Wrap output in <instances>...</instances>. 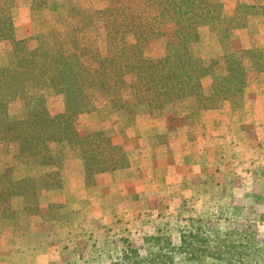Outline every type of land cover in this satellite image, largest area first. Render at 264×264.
<instances>
[{"label": "rangeland", "instance_id": "rangeland-1", "mask_svg": "<svg viewBox=\"0 0 264 264\" xmlns=\"http://www.w3.org/2000/svg\"><path fill=\"white\" fill-rule=\"evenodd\" d=\"M219 1L224 6L221 19L199 25L191 44L195 58L203 62L199 94L166 106L156 116L132 117L102 97L91 111L73 115L70 125L81 135L104 132L113 143L124 145L130 165L106 173L108 177L100 181L106 195L97 191L93 212L95 205L84 198L86 192L77 189L81 182L86 190L96 184L87 183L82 157L64 152L60 166L64 187L40 193L39 214L21 216L17 226L0 224V264H114L122 261V238H131L145 255L149 251L145 237L178 239L182 229L193 225L191 218L204 219L206 233L223 242L202 244L209 252L201 256L179 253L173 264H264V0ZM110 4L109 0H14V36L33 52H39L44 42L65 48L76 43L79 52L98 50L105 55L110 42L109 15L104 11ZM127 40L136 42L133 35ZM167 46V37H155L146 55L164 57ZM11 51V42L1 40L0 65L8 64ZM230 63L243 67L244 74L229 72ZM126 79L132 83L134 76ZM45 94L51 113L64 111V95L53 90ZM8 111L13 119L19 118L26 111L25 100L11 101ZM138 151L144 160L135 159ZM11 165L15 179L51 170L15 161L0 146V168ZM141 168L158 171L163 187L145 208H139V197L125 188L127 179L133 178L138 189L149 187ZM163 174H169L172 188L162 184ZM175 181L190 182V190L184 192L181 182ZM14 204L18 210L20 201Z\"/></svg>", "mask_w": 264, "mask_h": 264}, {"label": "trees", "instance_id": "trees-1", "mask_svg": "<svg viewBox=\"0 0 264 264\" xmlns=\"http://www.w3.org/2000/svg\"><path fill=\"white\" fill-rule=\"evenodd\" d=\"M109 1L104 13L109 15L106 26L110 43L102 55L98 50L79 52L76 43L69 48L61 43L54 47L40 39V51H29L26 43L16 41L14 36V0H0V41L9 40L12 44L8 64L0 65V146L11 152L15 161L22 159L28 166L51 168L41 176L23 179L13 177V165L0 168L1 225L17 226L21 216L39 214L40 193L64 187L60 166L66 151L82 157L90 186L96 184L100 174L129 167L124 145L113 143L104 132L83 136L70 125V118L91 111L98 97L132 117L137 113L156 116L166 106L200 92L199 64L203 62L195 58L191 44L199 25L221 19L223 4L219 0ZM128 35H133L136 42L130 43ZM155 37L168 38L164 57L146 55V48ZM231 71L244 74L240 65H232ZM127 75L134 76L132 83L127 82ZM31 89L40 92L31 94ZM45 90L64 95L63 112L51 113ZM17 98L25 100L26 111L13 119L8 106ZM16 200L20 201L18 210ZM190 222L193 225L182 229L178 239L145 237L149 247L145 255L131 238H122V261L114 264H173L179 253L201 256L209 252L201 248L202 244L223 242L221 237L212 240L206 233L204 219L191 218Z\"/></svg>", "mask_w": 264, "mask_h": 264}, {"label": "crops", "instance_id": "crops-1", "mask_svg": "<svg viewBox=\"0 0 264 264\" xmlns=\"http://www.w3.org/2000/svg\"><path fill=\"white\" fill-rule=\"evenodd\" d=\"M149 122H150V124H151V127L152 128H154V126H155V124H154V122L151 120V119H149ZM143 130V129H142ZM159 132H161V133H166L167 131H164L163 129H160V130H158ZM146 136H149L150 137V135H146ZM155 152H158V150L157 149H155ZM137 154H139V155H137V156H135V159H139V158H141L142 160H144L143 159V157H144V154H141L140 153V151H138L137 152ZM155 164H156V162H154ZM154 165V164H153ZM152 165V166H153ZM143 166V165H142ZM141 166V167H142ZM117 171H115V173H116ZM144 174V176H145V178H146V180H148L147 182H148V186L149 187H147V188H144V189H142V190H140V189H138L137 187H138V185H137V180H136V178L134 179L133 178V180L131 181V182H129L128 181V179H127V184L125 185V188H126V190H127V192H128V194H135V195H137L138 197H139V208H145V207H147L148 205V201H150V199L153 197V194L156 192V191H160V190H162L163 189V187H162V185H161V183H159V179H158V171L157 172H153L152 170L151 171H145L144 169H142L141 168V174ZM117 174V173H116ZM168 175V176H167ZM163 174V176H166V181H164L162 184L163 185H166L165 187L166 188H172V186L170 185L171 183L170 182H172V180H169L170 179V176H169V174ZM109 176H112V175H109ZM106 177H108V174H106V173H103V174H100V175H98L97 176V183H96V185L93 187V189H88V190H86V188L84 187V182L82 183H80V185H79V189H77V191L79 192L80 191V193L82 194V193H85L86 192V194H87V196H85L84 198H87L88 200H90V202H91V204L92 205H95L94 206V209H93V212H96L97 211V209H96V204H95V202L97 201L95 198L97 197V191H102V194L103 195H106L105 194V191H104V188H103V186H104V184L103 183H101L100 181H102L103 179H105ZM82 179V178H81ZM121 180H124V179H121ZM181 182V184L182 185H180L181 186V189L185 192V189H187V190H190V185H191V183L190 182H187V181H175L174 182V184H179ZM135 184H136V186H135ZM151 184H153V186H152V188H151ZM197 185L198 184H196L195 186H193V188H197ZM109 186L110 185H107V187L106 188H109ZM176 186V185H175ZM199 186V185H198ZM101 187V188H100ZM200 190H202V189H200ZM105 198V197H104ZM80 200V199H79ZM46 230V229H45Z\"/></svg>", "mask_w": 264, "mask_h": 264}]
</instances>
